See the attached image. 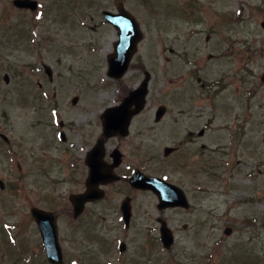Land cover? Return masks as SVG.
I'll return each instance as SVG.
<instances>
[{"label": "rangeland", "instance_id": "374dc122", "mask_svg": "<svg viewBox=\"0 0 264 264\" xmlns=\"http://www.w3.org/2000/svg\"><path fill=\"white\" fill-rule=\"evenodd\" d=\"M115 1L70 0L69 12L36 19L5 15L0 0V134L13 140L16 154L12 147L0 154V178L8 184L0 189V264H50L34 206L62 213L65 264H264L258 0H122L145 38L121 80L108 76L107 58L118 38L102 16L116 10ZM44 65L52 68V81ZM145 79L146 107L132 128L140 138L124 143L140 141L150 172L183 188L189 206L160 210L152 193L140 194L126 230L118 217L124 194H116L117 185L113 201L90 206L75 219L69 196L80 189L73 179L76 158L87 150L86 134L92 132V142L102 138L103 111ZM178 95L181 109L175 110ZM160 106L168 112L156 123ZM62 121L68 142L59 138ZM177 122L179 132L187 127L197 135L187 142L189 156L166 160ZM159 218L174 233L172 249L153 245L160 238ZM122 240L128 245L119 253Z\"/></svg>", "mask_w": 264, "mask_h": 264}, {"label": "flooded vegetation", "instance_id": "af4514ba", "mask_svg": "<svg viewBox=\"0 0 264 264\" xmlns=\"http://www.w3.org/2000/svg\"><path fill=\"white\" fill-rule=\"evenodd\" d=\"M3 1H5L4 6H3V11H4V14L8 16L12 15V13L14 12L22 16H34V15H45V14H55V13H66V11L68 12L70 11L69 10L70 0H3ZM19 1L20 2L24 1V2L23 4H17ZM115 3H116L115 4L116 12H118L120 7H123L122 0H116ZM258 10H259V17L260 16L262 17L260 20L261 21L260 28L263 31V33L261 34V41L263 42L264 41V0H258ZM262 53H263V62H264V47L262 48ZM200 94L203 95L202 93ZM200 94H198V96L194 95V97L195 98L197 97L198 99ZM181 97L182 96L178 95L173 98L174 105L175 107H177L175 108V110H178L180 108L179 105H180V102L182 101ZM189 99L193 101L191 94L189 96ZM136 110H137V107L135 103L129 109L130 113H133V114H132V119L130 122L131 126H129V130L126 136L122 135L121 133H116L112 137H105L104 145H103L105 146L104 152L102 153V155L100 154L96 155V156H100L101 158H97L96 160L89 159L90 151L94 148V145L100 141V138L97 137L92 142L91 140V138L93 137L91 134L92 132H88L86 134V136H88L86 139L87 140V146H86L87 150L79 158H76L75 164L77 165L78 176L74 177L73 183L78 185L80 189L74 192V194H82L87 191L89 187V182H90L89 178L91 174L90 165L93 163L96 164L98 162L99 168H101L100 169L101 172H100L99 177L96 178L97 179L96 184L98 188L104 190V194H103L104 198L98 199L95 202H90L86 204L83 214L86 213V209L89 208L90 206L100 204L101 202L107 201L108 199L113 201L115 197H113L111 188L113 186L118 185L116 188L117 189L116 194L118 193L124 194L123 198L120 199L118 204L116 205L117 210H119L118 215L120 214L121 216L122 215L121 208H122V203L124 200L130 199L129 203L132 206V210H133V206L135 202L138 200L140 194L152 193V191H148L143 188H136L132 182V180L135 177L147 178L149 176H156L160 178L159 175H155L150 172V169L148 166L149 158H148V155L146 154L145 148L143 147V145H141L140 141L137 142V144L133 142L134 143L133 145L127 144L128 146L124 143V140L126 138L131 139V137L135 138V136L140 138V134L138 133V131L136 132L137 133L136 135V133L135 132L133 133L131 130V128L134 126L133 124L134 119H136V117H138L139 115L143 113V110L140 111L139 113H134ZM181 113H183V111H181ZM176 115L178 114L176 113ZM174 122L176 123L175 120ZM59 127L62 128L60 132V138H62V140H66V139L69 140L68 134L67 132H65L66 127L64 126V123L61 122ZM178 127L179 125L177 122V124H175L173 128L176 130L175 131L176 135L174 133V139L176 140V144L172 147L171 155L177 156L180 154H184L186 156H189V153H187L186 151V146L188 145L187 142L190 140V137L194 138V136L197 135L196 134L197 131L193 129L189 130L186 127V128H183L181 132H179ZM204 128L208 129V126H204ZM204 128H202L200 131L201 136L205 133ZM2 136L3 135L0 134V141H1L0 142V154H2V151H4L5 148L9 149L12 147L11 150L9 149V151L13 152L12 155L16 157V154L13 151L14 150L13 140H11L8 136H5V138H3ZM115 139H116L115 141L116 143L114 144L113 140ZM109 143H111L113 146H110ZM107 144L109 147L107 146ZM170 156L165 155L164 159L168 160L170 159ZM185 164L186 163H184L183 165ZM175 165L176 167L181 166V164L180 165L175 164ZM7 188H8V184L6 183V189ZM154 196L155 198L159 199L156 194ZM71 206H72V210H70V212L73 213L74 206L73 205ZM134 212L135 211H133L132 213L133 215H134Z\"/></svg>", "mask_w": 264, "mask_h": 264}, {"label": "water", "instance_id": "95a60500", "mask_svg": "<svg viewBox=\"0 0 264 264\" xmlns=\"http://www.w3.org/2000/svg\"><path fill=\"white\" fill-rule=\"evenodd\" d=\"M127 16L120 15L119 17H115L114 15L107 14L108 21L113 23L116 27L120 29L121 32V42L115 44V53L111 54L109 57V76L115 78H121L128 70L129 65L132 61V57L137 51V44L143 39L142 32L140 30V26H138L136 19L133 16H130L128 13L123 12ZM46 71L51 76L53 73L51 72L49 67H46ZM264 75V74H263ZM264 80V76H263ZM148 87V80L144 82V84L134 93H132L128 98L125 99V103L119 109L107 110L105 113L106 118V133L111 134L113 130L120 125V130L123 134L126 133V129L128 123L131 119L132 113L128 112V108L133 101L138 102V109H140L144 105V98ZM161 113V112H160ZM160 116V114H159ZM102 146L99 144L94 149L93 153L102 154ZM97 170H93L91 174V182L95 183V177L97 175ZM161 180H157L154 178H149L147 181L146 187H152L160 196L162 200L161 206H170V205H183L186 204V200L183 197V194L179 195L176 192L173 186H170L163 182H158ZM90 184V191L83 195L73 198L76 202V212L80 213L82 207L87 201L94 200L98 195L94 194L93 186L94 184ZM173 191V192H172ZM176 191V192H175ZM173 193V194H172ZM32 214L40 226V231L44 239V244L47 249V257L52 264H64V256L62 253V247L59 244V235H58V224L56 221L55 215L42 211L40 209L34 208L32 210ZM130 211L125 209V220L129 222ZM231 230L227 229L226 233H230ZM162 241L165 242L167 247H170L173 243V236L171 231L164 225L162 227Z\"/></svg>", "mask_w": 264, "mask_h": 264}]
</instances>
